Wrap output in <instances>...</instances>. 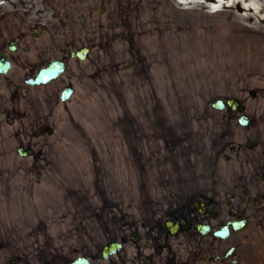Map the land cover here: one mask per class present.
Segmentation results:
<instances>
[{
  "label": "flooded vegetation",
  "instance_id": "obj_1",
  "mask_svg": "<svg viewBox=\"0 0 264 264\" xmlns=\"http://www.w3.org/2000/svg\"><path fill=\"white\" fill-rule=\"evenodd\" d=\"M20 24L0 21V57L10 61L9 70L0 74V117L15 123L37 104L49 107V122L32 133L36 150L25 165L33 171L50 169L55 182H22L2 190V200L14 191L25 209L15 219L0 214V264L264 261V73L215 100H222L220 109L212 107L205 123L207 140L199 153L192 144L188 168L163 171L160 182L153 179L149 164L164 157L166 144L174 145L176 131L164 120L131 114L109 120L88 152L98 165L106 159L110 169L98 167L91 181L72 182L55 171L47 151V142H61L65 136L49 135L46 127L56 119L64 90L79 98L85 89L98 87L99 35L91 34L80 44L65 35L64 41L55 42L47 30L38 33L34 25ZM82 48L85 59L80 58ZM53 60L65 65L58 79L47 85L25 83ZM121 110L127 115L126 108ZM118 158L125 160L124 182H112L111 163ZM2 160L0 174L21 171L11 155Z\"/></svg>",
  "mask_w": 264,
  "mask_h": 264
},
{
  "label": "rangeland",
  "instance_id": "obj_2",
  "mask_svg": "<svg viewBox=\"0 0 264 264\" xmlns=\"http://www.w3.org/2000/svg\"><path fill=\"white\" fill-rule=\"evenodd\" d=\"M254 1L258 8L248 12L244 8L247 2L224 3L217 8L213 0H0V16L6 21L48 29L57 38L55 42L61 41L62 31L79 44L85 42L83 37L87 40L97 33L105 49V38L112 34H122L127 39L120 41L116 36L113 46L119 51L121 68L109 70V59L105 60L99 92L87 90L90 96L86 93L82 101L73 99L65 108H56L55 134L68 136L67 142L48 143V154L61 152L56 166L68 167L75 181L85 170V160L89 162L87 172L92 171L91 178L97 176L98 167L110 169L106 159L101 160L105 164L98 165L93 154L88 159L79 154L93 149L98 121L118 119L114 117L119 112L117 103H129L139 114L164 119L177 130V155L166 154L162 161L149 164L151 177L159 182L163 170L188 168L190 141H196L199 151L206 140L202 126L211 97L255 72H264V0ZM48 113L45 106L37 104L28 120L12 126L0 121V164L3 156L11 155L21 167L18 174L0 175V194L19 183L36 181V173L31 175L32 169L25 165L30 159L17 154L14 135L20 131L22 142H27L26 135ZM117 175L118 182L125 181L123 174ZM51 177L48 169L42 183L55 182ZM86 177L90 178L89 174ZM13 198L16 197H10L9 202L0 199V205L9 204L10 219L18 217L13 215Z\"/></svg>",
  "mask_w": 264,
  "mask_h": 264
},
{
  "label": "water",
  "instance_id": "obj_3",
  "mask_svg": "<svg viewBox=\"0 0 264 264\" xmlns=\"http://www.w3.org/2000/svg\"><path fill=\"white\" fill-rule=\"evenodd\" d=\"M62 70V67L56 64H51V66L45 70L42 71L36 80H33L31 82L35 83H46L50 81L52 78L56 77L58 73ZM21 153L25 155V151L21 150Z\"/></svg>",
  "mask_w": 264,
  "mask_h": 264
},
{
  "label": "bare ground",
  "instance_id": "obj_4",
  "mask_svg": "<svg viewBox=\"0 0 264 264\" xmlns=\"http://www.w3.org/2000/svg\"><path fill=\"white\" fill-rule=\"evenodd\" d=\"M213 1H214V4H218L214 6V7L217 6V8H221L224 3L234 5L236 2H243V3L247 2L245 3L244 8L248 12H254V10L258 8L257 2L254 0H213Z\"/></svg>",
  "mask_w": 264,
  "mask_h": 264
}]
</instances>
